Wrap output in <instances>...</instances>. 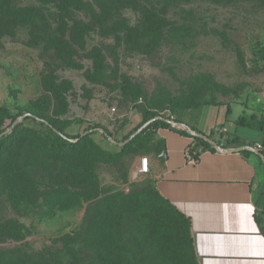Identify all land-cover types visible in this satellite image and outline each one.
<instances>
[{"label":"rangeland","instance_id":"rangeland-1","mask_svg":"<svg viewBox=\"0 0 264 264\" xmlns=\"http://www.w3.org/2000/svg\"><path fill=\"white\" fill-rule=\"evenodd\" d=\"M17 2L38 4L36 0ZM194 7L197 9L193 14L183 15L182 45L164 48L154 60L144 54H122L119 73L112 72L105 79L90 77L93 71L89 59H81L79 68L60 63L58 59L52 68L54 78L46 87L43 68H47L44 60L48 59H44L39 48L27 44V31L21 30L14 38H6L0 46V126L5 111L15 113L19 108L38 111L73 135L81 132L86 123L99 125L105 134L97 128L81 146L92 148L93 170L104 193L137 191L144 196L141 204L148 208L155 198L149 179L132 176L135 159L145 145L138 142L122 148L127 144L124 135L142 119V113L151 109L173 118L186 104L190 105L188 109H193L197 103L214 99L219 105L234 102L229 115L232 119L244 109L235 102L264 91V0H201ZM92 38L89 47L99 39L96 35ZM126 74L132 78V85H141L144 89V93L131 101L125 99L123 90L128 84L122 76ZM8 122L5 130L11 128ZM24 126V132L28 128L45 130L43 125L30 120ZM45 144L42 139V142L22 145V156L30 159L36 176L54 175L63 181L61 171L71 158L61 153L51 154ZM96 145L102 150H97ZM46 181L43 179V183ZM0 185V215L18 217L26 225L24 235L17 240L0 238L1 248L12 243L26 250L47 253L62 249L66 241L78 245V236L67 238L65 235L83 231L88 201L49 215L45 212L47 205L41 188L39 192L26 193L15 213L9 207L5 182ZM158 203L165 214L163 225L169 233L164 235L167 230L163 226L161 232L149 236V221L135 220L116 251L123 264H193L181 244L185 238L179 236L180 241L176 236L177 229L167 215L166 204L162 200ZM86 250L88 264H102L94 249Z\"/></svg>","mask_w":264,"mask_h":264},{"label":"trees","instance_id":"trees-1","mask_svg":"<svg viewBox=\"0 0 264 264\" xmlns=\"http://www.w3.org/2000/svg\"><path fill=\"white\" fill-rule=\"evenodd\" d=\"M36 1L38 4L21 5L17 0H0V46L6 38H14L19 31L26 30L27 44L39 48L44 59H48L44 60L47 68H43V84L47 87L49 80L54 78L52 68L58 59L60 63L73 68L82 66L81 59H89L93 71L90 77L105 79L112 72L116 75L119 73L118 65L122 54H144L151 60L159 58L164 48L184 43L180 33L185 27L183 15L193 14L197 9L194 5L201 0ZM93 35L98 36L100 40L94 41L89 47V40L93 39ZM122 76L128 82L123 87L126 100L131 101L140 93H144L141 85H132L130 76ZM219 104L220 102L214 99L197 103L193 109H188L190 105L186 104L172 119L186 123L198 134L206 135L185 118L184 112ZM25 114L28 115L16 122ZM158 115L161 114L156 110L144 111L142 119L124 135V140L131 138L122 148L140 142L145 145L142 152L145 151L154 131L163 127L193 137L195 145L191 149H197L195 159L201 150L214 149L203 137L192 136L185 128H173L165 120H156L136 133L146 121ZM256 119L255 115L249 118L241 116L237 122L264 130V122L259 121L256 125ZM7 120V126L14 124V127L8 134L0 137V183L6 184L12 211L18 212L17 209L26 193L39 192L41 188L44 189L41 195L47 205L46 214L82 206L86 201L88 207L83 231L65 235L67 238L78 236V245H73V241H66L62 249L43 253L9 243L8 247H0V264H88V247L94 249L102 264H123L116 251L121 248L126 230L132 227L135 220L146 218L149 221V236L161 232L165 214L161 212L158 200L166 204L167 215L171 217L173 227L177 229V238H185L181 244L185 246L193 264H199L191 235L190 219L163 198L150 179L155 198L151 200L153 203H150L148 208L141 204L144 196L137 191L131 194L104 193L93 170L95 158L92 148L88 149V145L81 146L84 141L91 139L99 125L86 123L81 132L73 135L59 128L50 117L38 111L19 108L15 113L5 111L0 133L6 129ZM29 120L43 125L45 130L35 131L28 128V132H24V124ZM90 129H93V132L81 137L83 132ZM42 139L46 141L45 148L50 150L51 154L61 153L71 158L65 162L61 171L63 181L55 179L54 175L36 176L30 159L25 160L22 156L24 144L42 142ZM95 147L99 151L102 150L99 145ZM80 149L82 151H79ZM43 179H47L46 184ZM25 229L26 225L21 223L18 217L4 218L0 215V238L17 240L24 235ZM168 233L169 229L164 235Z\"/></svg>","mask_w":264,"mask_h":264},{"label":"crops","instance_id":"crops-1","mask_svg":"<svg viewBox=\"0 0 264 264\" xmlns=\"http://www.w3.org/2000/svg\"><path fill=\"white\" fill-rule=\"evenodd\" d=\"M238 103L244 109L232 119L234 102L184 112L223 150L213 145L195 159L193 137L162 127L133 166L147 156L150 172L144 176L190 219L199 264H264V160L241 148L264 143V130L237 122L252 115L256 125L264 122V91Z\"/></svg>","mask_w":264,"mask_h":264},{"label":"water","instance_id":"water-1","mask_svg":"<svg viewBox=\"0 0 264 264\" xmlns=\"http://www.w3.org/2000/svg\"><path fill=\"white\" fill-rule=\"evenodd\" d=\"M26 115H28V114L23 115V116L20 117L16 122L20 121V120H21L22 118H24ZM156 120H165V121H167L168 123H170L171 126H172L173 128H185V129H187V130L189 131V133H190L192 136H195V135H196V136H201V137H203L204 139L208 140V141H209L212 145H214L217 149H219V150H223V146L217 144V142H215L214 140L210 139L207 135H201V134H198L195 130L191 129V128L189 127V125H187L186 123H184V122H180V121H176V120H174V119H172V118H170V117L164 116V115H158V116L153 117V118H151L150 120L146 121V122L140 127V129H139L136 133H138L140 130H143L144 128H146L148 125H150L152 122H154V121H156ZM13 127H14V124L11 125V128H10V129H7V130L3 131L2 133H0V137H2L6 132H8L9 130H11ZM99 129H100V131H102L103 133H105V130H103V129H101V128H99ZM91 131H93V129H90L89 131H85L84 133H82L81 137L84 136L87 132H91ZM130 138H131V137H130ZM130 138L127 139V140H125V141L128 142V141L130 140ZM77 140H78V139H77ZM121 144H123V143H121ZM241 148H248V149H251V150L256 151V152L262 157V159L264 160V153L261 152V151H259V150H257L256 148H254V147H252V146H246V147L244 146V147H241ZM162 154H163V155L166 154V150H165V149H163Z\"/></svg>","mask_w":264,"mask_h":264},{"label":"built area","instance_id":"built-area-1","mask_svg":"<svg viewBox=\"0 0 264 264\" xmlns=\"http://www.w3.org/2000/svg\"><path fill=\"white\" fill-rule=\"evenodd\" d=\"M255 148L264 153V143L263 142H257L255 144ZM149 172H150V161L147 156H142L140 158L138 166L133 171L132 176L133 178H139L141 176L148 174Z\"/></svg>","mask_w":264,"mask_h":264}]
</instances>
